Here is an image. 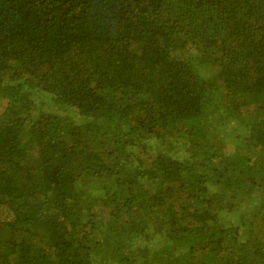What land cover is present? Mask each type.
Listing matches in <instances>:
<instances>
[{"label":"trees","instance_id":"1","mask_svg":"<svg viewBox=\"0 0 264 264\" xmlns=\"http://www.w3.org/2000/svg\"><path fill=\"white\" fill-rule=\"evenodd\" d=\"M89 259L264 264V0H0V264Z\"/></svg>","mask_w":264,"mask_h":264},{"label":"rangeland","instance_id":"2","mask_svg":"<svg viewBox=\"0 0 264 264\" xmlns=\"http://www.w3.org/2000/svg\"><path fill=\"white\" fill-rule=\"evenodd\" d=\"M143 157H146V156L144 155ZM94 182L95 181L90 182L88 184L89 186L87 185V188L85 190V194L90 196V197H88L89 200L95 199L96 197H98L97 194L100 191V190H97V189L94 188V187H96L95 184L92 185ZM252 202H253V200H249L248 201V199H247V200H244V201L241 202V204H242L241 208L238 207V208H232L230 210L227 209V214H228L227 217L229 218L227 220L231 219L234 223H238L239 215L241 213L240 210L242 209V210H245V214H244V218H243V221H245V219L248 217L247 210L253 208L252 207ZM152 243H153V241L150 242V244H152ZM89 264H95V262L92 259H89ZM103 264H105V263H103Z\"/></svg>","mask_w":264,"mask_h":264}]
</instances>
